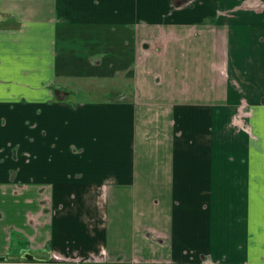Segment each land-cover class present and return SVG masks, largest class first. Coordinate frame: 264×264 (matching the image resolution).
Returning <instances> with one entry per match:
<instances>
[{"label": "crops", "instance_id": "obj_1", "mask_svg": "<svg viewBox=\"0 0 264 264\" xmlns=\"http://www.w3.org/2000/svg\"><path fill=\"white\" fill-rule=\"evenodd\" d=\"M0 264H264V0H0Z\"/></svg>", "mask_w": 264, "mask_h": 264}, {"label": "snow or ice", "instance_id": "obj_2", "mask_svg": "<svg viewBox=\"0 0 264 264\" xmlns=\"http://www.w3.org/2000/svg\"><path fill=\"white\" fill-rule=\"evenodd\" d=\"M0 71H2V70H0Z\"/></svg>", "mask_w": 264, "mask_h": 264}]
</instances>
